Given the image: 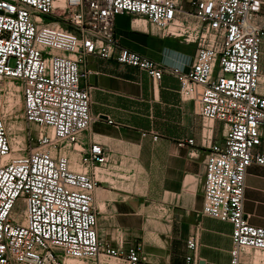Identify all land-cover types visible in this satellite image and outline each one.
Segmentation results:
<instances>
[{
    "label": "built area",
    "instance_id": "built-area-1",
    "mask_svg": "<svg viewBox=\"0 0 264 264\" xmlns=\"http://www.w3.org/2000/svg\"><path fill=\"white\" fill-rule=\"evenodd\" d=\"M0 0V95L16 91L22 120L35 128L12 154L0 108V264H149L139 245L123 251L101 239L94 191L108 174L110 154L85 144L92 123L81 67L89 57L144 72L157 82L158 62L121 47L114 19L148 26L161 38L194 46L187 73L169 70L179 94L201 119L204 160L202 215L232 226L230 264H264V228L243 213L251 164L264 166V95L258 92L264 46L263 0ZM11 115V113H9ZM220 122L223 142L215 144ZM111 123V122H109ZM155 139V137H154ZM193 145V140L181 142ZM73 164L79 170H73ZM197 236L184 264H199ZM255 256L260 257L255 262Z\"/></svg>",
    "mask_w": 264,
    "mask_h": 264
},
{
    "label": "crops",
    "instance_id": "crops-1",
    "mask_svg": "<svg viewBox=\"0 0 264 264\" xmlns=\"http://www.w3.org/2000/svg\"><path fill=\"white\" fill-rule=\"evenodd\" d=\"M182 4L190 8L189 0ZM114 32L121 47L166 71L154 82L113 59L89 57L81 67L92 117L82 141L99 142L110 154L108 174L98 175L94 191L100 237L123 251L139 245L149 264H184L186 242L197 236L199 263L230 264L232 226L202 215L209 149L201 144V119L193 103L180 97L179 81L169 72L189 71L194 46L132 26L125 14L115 17ZM260 75L264 95V46ZM261 134L256 152L264 153V127ZM188 140L193 145H180ZM212 142H223L220 122L213 124ZM73 169L79 170L74 164ZM243 213L250 225L264 228V166L253 163L246 170ZM103 264L122 263L103 258Z\"/></svg>",
    "mask_w": 264,
    "mask_h": 264
},
{
    "label": "rangeland",
    "instance_id": "rangeland-1",
    "mask_svg": "<svg viewBox=\"0 0 264 264\" xmlns=\"http://www.w3.org/2000/svg\"><path fill=\"white\" fill-rule=\"evenodd\" d=\"M262 13L264 14V8L262 10ZM259 90L258 92H260ZM21 104V98L16 92H14L12 95H1L0 108L2 109V111H4V113L8 114L5 118V123L7 133L10 138V144L12 149L11 156L23 152L25 147L29 145V142L26 138L27 132L30 131L31 136L35 134V128L31 127L29 130L28 126H26V124L22 120ZM9 113H11V115H9Z\"/></svg>",
    "mask_w": 264,
    "mask_h": 264
},
{
    "label": "bare ground",
    "instance_id": "bare-ground-1",
    "mask_svg": "<svg viewBox=\"0 0 264 264\" xmlns=\"http://www.w3.org/2000/svg\"><path fill=\"white\" fill-rule=\"evenodd\" d=\"M62 4V0H57V5H61ZM16 92V91H15ZM14 93V92H13ZM13 93H11V94H9V95H12ZM7 99H8V97H7ZM0 101H1V95H0ZM11 155V154H10ZM258 258H260V257H258V256H255V262H257L256 260H258ZM111 260V259H110ZM101 261H102V263H103V258H101ZM120 262V261H119Z\"/></svg>",
    "mask_w": 264,
    "mask_h": 264
},
{
    "label": "water",
    "instance_id": "water-1",
    "mask_svg": "<svg viewBox=\"0 0 264 264\" xmlns=\"http://www.w3.org/2000/svg\"><path fill=\"white\" fill-rule=\"evenodd\" d=\"M199 264H202V263H199Z\"/></svg>",
    "mask_w": 264,
    "mask_h": 264
}]
</instances>
